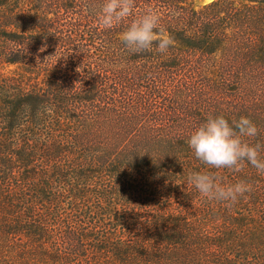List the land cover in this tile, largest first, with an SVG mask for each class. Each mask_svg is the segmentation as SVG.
<instances>
[{
	"label": "trees",
	"instance_id": "16d2710c",
	"mask_svg": "<svg viewBox=\"0 0 264 264\" xmlns=\"http://www.w3.org/2000/svg\"><path fill=\"white\" fill-rule=\"evenodd\" d=\"M101 3L0 0V264H264V175L218 170L252 186L231 207L185 183L209 112L264 143V0H136L166 54L129 53Z\"/></svg>",
	"mask_w": 264,
	"mask_h": 264
},
{
	"label": "clouds",
	"instance_id": "9594fccd",
	"mask_svg": "<svg viewBox=\"0 0 264 264\" xmlns=\"http://www.w3.org/2000/svg\"><path fill=\"white\" fill-rule=\"evenodd\" d=\"M135 8L136 0H102L97 24L102 30L123 26L119 39L131 54L151 52L154 46L156 52L168 53L174 40L164 31L159 10L148 6L137 13ZM258 136L259 129L248 116L229 121L224 114L209 112L188 134L186 143L203 168L189 172L185 183L206 202H221L226 207L246 198L251 184L244 179L227 182L218 170L240 173L247 163L264 175V143L257 141Z\"/></svg>",
	"mask_w": 264,
	"mask_h": 264
},
{
	"label": "rangeland",
	"instance_id": "374dc122",
	"mask_svg": "<svg viewBox=\"0 0 264 264\" xmlns=\"http://www.w3.org/2000/svg\"><path fill=\"white\" fill-rule=\"evenodd\" d=\"M213 0H191L192 4L196 7L202 6L204 4H208Z\"/></svg>",
	"mask_w": 264,
	"mask_h": 264
}]
</instances>
